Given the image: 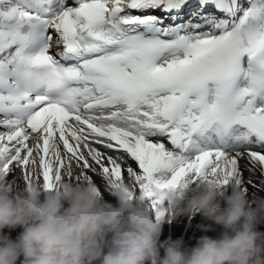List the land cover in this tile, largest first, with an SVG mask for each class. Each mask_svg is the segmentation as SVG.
I'll return each mask as SVG.
<instances>
[{
    "label": "snow or ice",
    "instance_id": "obj_1",
    "mask_svg": "<svg viewBox=\"0 0 264 264\" xmlns=\"http://www.w3.org/2000/svg\"><path fill=\"white\" fill-rule=\"evenodd\" d=\"M0 157L158 220L188 177L264 185V0H0Z\"/></svg>",
    "mask_w": 264,
    "mask_h": 264
},
{
    "label": "clouds",
    "instance_id": "obj_2",
    "mask_svg": "<svg viewBox=\"0 0 264 264\" xmlns=\"http://www.w3.org/2000/svg\"><path fill=\"white\" fill-rule=\"evenodd\" d=\"M7 163L0 157V264H264V197L238 181L226 188L202 180L190 193L163 194L169 219L199 213L211 222L198 225L202 232L222 229L186 247L183 238L158 241L148 200L130 195L127 185L111 178L101 184L112 203L87 179H63L52 188L7 180ZM16 228L22 230L15 239L4 231Z\"/></svg>",
    "mask_w": 264,
    "mask_h": 264
},
{
    "label": "bare ground",
    "instance_id": "obj_3",
    "mask_svg": "<svg viewBox=\"0 0 264 264\" xmlns=\"http://www.w3.org/2000/svg\"><path fill=\"white\" fill-rule=\"evenodd\" d=\"M247 175V174H246ZM249 192H255V188L254 187H252L251 185H243ZM225 187L226 188H228V185H225ZM104 193H105V195H106V197H107V199H108V201L109 202H112V203H115L116 201H115V199L114 198H112L108 193H106L105 191H104ZM205 219V218H204ZM205 221H206V225L207 224H209V223H211L210 221H208V220H206L205 219ZM216 227V230L215 231H211L209 234L208 233H205V232H202L204 235H208V236H211V237H216V236H218L219 235V233L222 231V229L219 227V226H215ZM193 246H195V243H194V245ZM189 247H192V246H189Z\"/></svg>",
    "mask_w": 264,
    "mask_h": 264
}]
</instances>
